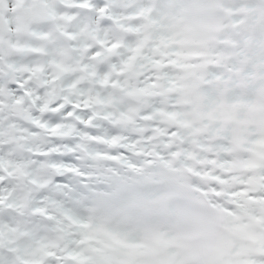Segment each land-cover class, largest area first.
Returning <instances> with one entry per match:
<instances>
[{
	"label": "snow or ice",
	"instance_id": "obj_1",
	"mask_svg": "<svg viewBox=\"0 0 264 264\" xmlns=\"http://www.w3.org/2000/svg\"><path fill=\"white\" fill-rule=\"evenodd\" d=\"M0 264H264V0H0Z\"/></svg>",
	"mask_w": 264,
	"mask_h": 264
}]
</instances>
